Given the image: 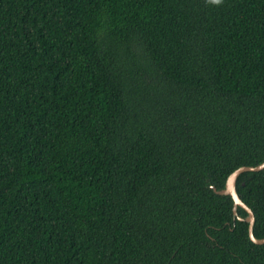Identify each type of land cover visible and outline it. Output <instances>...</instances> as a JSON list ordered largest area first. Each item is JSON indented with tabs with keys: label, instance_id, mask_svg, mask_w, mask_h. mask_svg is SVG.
Segmentation results:
<instances>
[{
	"label": "trees",
	"instance_id": "1",
	"mask_svg": "<svg viewBox=\"0 0 264 264\" xmlns=\"http://www.w3.org/2000/svg\"><path fill=\"white\" fill-rule=\"evenodd\" d=\"M263 160L264 0H0V264H264Z\"/></svg>",
	"mask_w": 264,
	"mask_h": 264
},
{
	"label": "water",
	"instance_id": "2",
	"mask_svg": "<svg viewBox=\"0 0 264 264\" xmlns=\"http://www.w3.org/2000/svg\"><path fill=\"white\" fill-rule=\"evenodd\" d=\"M264 168V160L257 164H243L235 168L228 176L224 187L217 188L215 185H211L212 188L221 194H230L233 198V213L240 219L248 221V233L252 241L255 243H264V236L259 237L254 233L255 213L253 209L241 198L237 190L238 176L244 171H257ZM238 207H243L247 211L246 216H241L238 213Z\"/></svg>",
	"mask_w": 264,
	"mask_h": 264
},
{
	"label": "clouds",
	"instance_id": "3",
	"mask_svg": "<svg viewBox=\"0 0 264 264\" xmlns=\"http://www.w3.org/2000/svg\"><path fill=\"white\" fill-rule=\"evenodd\" d=\"M213 2L216 4H220L222 2V0H213Z\"/></svg>",
	"mask_w": 264,
	"mask_h": 264
}]
</instances>
